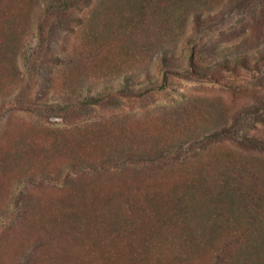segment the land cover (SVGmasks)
<instances>
[{
  "label": "trees",
  "instance_id": "1",
  "mask_svg": "<svg viewBox=\"0 0 264 264\" xmlns=\"http://www.w3.org/2000/svg\"><path fill=\"white\" fill-rule=\"evenodd\" d=\"M19 1L0 0V87L9 85L1 108H17L10 97L25 81L17 59L30 31L39 63H75L77 79H100L115 66L120 81L63 106L46 104L42 89L18 111L34 108L41 119L59 115L64 123L14 129L10 120L16 134L0 131V195L10 180L16 191L8 209L21 210L0 264H264V85L239 90L231 81L258 70L264 54L211 66L186 42L183 65L161 69L147 89L135 90L131 72L156 57L165 64V47L154 45L162 37L180 39L228 4L248 11L250 0H36L31 13ZM257 1L245 42L264 36V0ZM173 76L211 84L213 94L181 95L154 114L141 108L144 119L116 116L126 112L120 105L131 111V103L142 107L167 91ZM48 83L58 92V79ZM85 85L68 84L73 93ZM248 93L240 103L230 98ZM117 98L126 105L114 103L113 119L91 122L93 110Z\"/></svg>",
  "mask_w": 264,
  "mask_h": 264
},
{
  "label": "rangeland",
  "instance_id": "2",
  "mask_svg": "<svg viewBox=\"0 0 264 264\" xmlns=\"http://www.w3.org/2000/svg\"><path fill=\"white\" fill-rule=\"evenodd\" d=\"M35 1L36 0H20L17 2V4H22L23 2L25 8H27L28 12L31 13L34 8L33 4ZM260 3L261 1L258 2L257 0H250L248 11L238 8L236 3L228 4V6H223L214 14L208 15L206 17V21L202 20L199 26L194 28L192 31H189L186 36L176 39V35L171 34L170 37H162L159 42L156 41L154 43L155 46L159 45L160 47H165L164 50H162L164 53H166V60H164L165 64H163L161 61L162 59H158L156 57L155 60H153V63H150V65L148 64V66L145 65L146 67L143 66V69L132 67L131 72L134 74V79L132 81L135 84V90H145L147 87L154 85V83L160 78L159 72L163 68H167L169 66L171 69H179L181 65H183L182 60H184V55L186 52L184 51L186 42H189L187 43V46L191 45L196 47V50L201 53L204 62L211 66L217 63V61L220 59L224 60L225 57H229L231 55L238 56L246 53H252L254 61L261 60L260 57H262L264 54V36L262 35L259 40H254V38H251L249 42L248 40L245 42V39H248L250 33L252 32L251 28H249L247 24L252 23V15L254 12H257L261 9ZM12 5L17 7L15 3ZM243 31H246V33ZM188 35L191 36L188 37ZM234 37L238 38V41H235L233 39ZM38 47L39 44L36 33L30 31L26 35L25 41L22 42L19 58L17 59V72L25 79V81L17 88V92L12 94L10 97L11 102H14L17 108L13 107V105L5 106V108L0 107V131L6 129L8 130L9 134H16V132H13L12 129L7 128V126L10 124V120L11 127L14 129H17L18 126H21V123L36 127H45L46 125L49 127L48 125H54L58 123L63 124L64 120L62 117H59V115L50 116L49 114L43 113L45 118L41 119L39 114H37L38 112L34 111V108L24 112L18 111V108H21L20 106L25 108L28 106L30 107L31 105L29 104V101L32 100L36 93L39 94V91L42 89L43 91L48 90V94L44 99L46 104L63 106L69 101L84 99V97L87 95H97L99 91H102L103 87H108L114 83L117 85L120 81V78H116V75H118V70H116L115 66L108 68L106 73H104L100 79L95 78L96 75L93 77L86 76L84 78L82 77L77 79L76 77L81 76V74L79 72L80 67H75V63H72L73 67H70L71 64L68 66L62 65L64 68L62 66L54 68L51 64L39 63L36 60ZM72 59L74 58L68 57L67 60L70 61ZM261 62L262 64H260L258 70L251 71L249 73H240L238 76L231 79L236 89L243 90L247 88L249 90H253L255 86L262 85V83L264 85V60H261ZM54 78L58 79L59 85L61 86L60 87L58 85V92H55L54 86L49 85L50 83H48ZM87 80H92V83H87ZM110 80L115 82H110ZM169 81L170 86L167 91L163 90L159 93H152L153 96L149 97L148 100H145L142 107L140 104L137 106L134 102L131 103L129 105L131 107V111L124 105H120L122 110H124V108L126 109V112L121 111L120 113H122V115L116 116H118L119 119H123L127 116H132L135 114L137 116L136 118L144 119L146 115L145 117L142 116L143 113L140 110L141 108L144 109V113L151 110L152 112L150 114L163 112V110L166 109L167 104L175 102V99H180L181 95L193 94L198 98V96H210L214 91V87L211 84H207L199 80H183L173 76ZM74 82L86 83L84 90L73 93L69 89L68 84L71 85ZM5 86L6 87H0V91L7 92V87H9V85L6 84ZM24 86H27L26 90L28 91V94L26 95L22 105H20L16 98L18 92H20V89H22ZM252 96L253 95L249 93L244 95L234 94L230 98L232 102L240 103L246 101L247 98H252ZM10 100L7 99L6 101ZM120 101H122V99L117 98L115 99V102L111 101L109 103L107 109L104 108L100 111L98 109L93 110L89 119H91V122H96L103 117H112L113 119V117H115V113L117 112L115 110L116 107L113 108L116 105L114 103H118ZM45 103H43V105H46ZM258 108L260 112L264 111L263 107L259 106ZM253 116L255 115L252 114L250 118ZM239 124L238 134L239 136H242V133L245 131L244 128L247 124V120L244 116L239 117ZM187 147L189 148L190 146L188 145ZM79 167H82L81 164ZM70 170L71 172H75L73 167L70 168ZM7 182L8 184L5 186L7 193L3 190L5 193L0 195V210L3 212L4 210H7V213L4 216H0V236L2 237V244L0 247H2V250H5L8 247L6 239L11 240L14 237L15 232L18 230L15 222H17L18 218H20L21 212L20 209L18 210L16 208L8 209V196L12 192V189L16 191V186L10 180H7ZM20 191V189L17 190L18 193Z\"/></svg>",
  "mask_w": 264,
  "mask_h": 264
}]
</instances>
